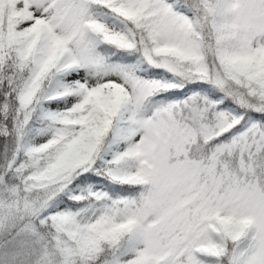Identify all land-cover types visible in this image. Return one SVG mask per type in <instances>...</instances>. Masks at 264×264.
Here are the masks:
<instances>
[{"label": "snow or ice", "instance_id": "6c2138e0", "mask_svg": "<svg viewBox=\"0 0 264 264\" xmlns=\"http://www.w3.org/2000/svg\"><path fill=\"white\" fill-rule=\"evenodd\" d=\"M0 264H264V0H0Z\"/></svg>", "mask_w": 264, "mask_h": 264}]
</instances>
